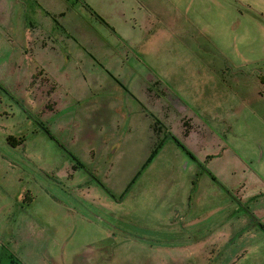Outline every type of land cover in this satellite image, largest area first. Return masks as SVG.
I'll use <instances>...</instances> for the list:
<instances>
[{
    "label": "rangeland",
    "instance_id": "obj_1",
    "mask_svg": "<svg viewBox=\"0 0 264 264\" xmlns=\"http://www.w3.org/2000/svg\"><path fill=\"white\" fill-rule=\"evenodd\" d=\"M91 3L0 20V264H264V0Z\"/></svg>",
    "mask_w": 264,
    "mask_h": 264
},
{
    "label": "crops",
    "instance_id": "obj_2",
    "mask_svg": "<svg viewBox=\"0 0 264 264\" xmlns=\"http://www.w3.org/2000/svg\"><path fill=\"white\" fill-rule=\"evenodd\" d=\"M105 1L106 0H98V2H100V8L102 11H104L105 9ZM135 1V0H134ZM67 0H0V20L3 21L4 24H8V26L11 28L13 27V30H15L14 28H16L18 25V21L16 19L17 16L19 15H24L27 17H38L40 18L39 20H35V26L33 25L32 22H30L29 20L27 21V23L25 24V29H24V34L26 36V40L29 41V44L31 42V39H33L34 37L30 34L31 30L34 33L35 32L38 33V35L35 37L37 39V41L43 42L46 37L44 35L45 33V24H42V19L43 16H47V14H50V12H58L61 10V6H63V11H64V7H68L66 4ZM80 6L83 10H85L86 12H88L87 14L89 15V17H92V15L90 14V12L86 9L85 5H89L92 9H94V6L91 3V0H75V3L72 4V6L68 7V10H73L76 9L77 6ZM119 12V7L116 6L115 10H112V13L118 14ZM102 16H105L103 13H100ZM76 17H82L80 14H74ZM100 16V15H99ZM143 18L142 20L144 22H146V20L144 19V15H142ZM125 15H123V19H124ZM107 23L109 24V26H113V23H111L109 21V19H106ZM125 22V20H124ZM46 25L50 28L52 27V23L51 22H47ZM30 28V29H29Z\"/></svg>",
    "mask_w": 264,
    "mask_h": 264
},
{
    "label": "trees",
    "instance_id": "obj_3",
    "mask_svg": "<svg viewBox=\"0 0 264 264\" xmlns=\"http://www.w3.org/2000/svg\"><path fill=\"white\" fill-rule=\"evenodd\" d=\"M86 9L90 12V14L95 17L97 20L100 21L101 24L105 25L106 27H109V24L104 20L102 19L89 5H85ZM172 138L174 139V141L185 151V153H188V150L185 148L184 145H182L179 140L177 138H175L173 135H172ZM151 161V160H150ZM135 182V181H134ZM133 182V183H134ZM132 186V185H131ZM130 186V187H131ZM262 230L264 231V229L262 228Z\"/></svg>",
    "mask_w": 264,
    "mask_h": 264
}]
</instances>
